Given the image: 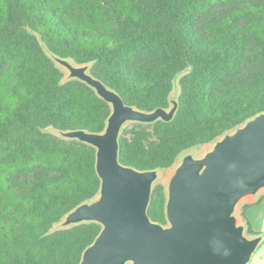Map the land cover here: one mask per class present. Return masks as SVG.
Returning <instances> with one entry per match:
<instances>
[{
  "label": "trees",
  "instance_id": "trees-1",
  "mask_svg": "<svg viewBox=\"0 0 264 264\" xmlns=\"http://www.w3.org/2000/svg\"><path fill=\"white\" fill-rule=\"evenodd\" d=\"M47 50L91 63L145 111L169 107L186 71L172 121L121 133L120 161L141 170L168 169L264 111V0H0V264H80L102 229H53L101 179L93 146L51 130L102 132L111 106L65 80ZM166 200L156 183L154 221L167 223ZM242 217L249 235L261 233Z\"/></svg>",
  "mask_w": 264,
  "mask_h": 264
},
{
  "label": "water",
  "instance_id": "water-1",
  "mask_svg": "<svg viewBox=\"0 0 264 264\" xmlns=\"http://www.w3.org/2000/svg\"><path fill=\"white\" fill-rule=\"evenodd\" d=\"M48 54L68 70L67 80L86 83L111 106L102 132L55 130L96 149L98 194L66 213L53 228L102 225L80 264H248L264 235H248L238 208L264 190V111L218 137L203 156L189 149L180 154L165 187L167 223H159L150 217L149 206L161 168L123 164L120 136L128 123L172 121L180 88L175 85L169 107L141 110L94 76L91 63Z\"/></svg>",
  "mask_w": 264,
  "mask_h": 264
},
{
  "label": "rangeland",
  "instance_id": "rangeland-1",
  "mask_svg": "<svg viewBox=\"0 0 264 264\" xmlns=\"http://www.w3.org/2000/svg\"><path fill=\"white\" fill-rule=\"evenodd\" d=\"M59 68H61L63 70V72L65 73V80H67L68 75H69L68 70L66 68H64L63 66H59ZM185 72L181 73L177 77V79L175 81L176 87L179 88V83H178L179 78L182 77L185 74ZM128 124H130V123H128ZM51 131L58 134L55 130H51ZM213 144H214V142H210V143L202 144V145H199L197 147L191 148L189 150L195 152V154L198 157H201L208 150H210L213 147ZM178 162H179V160L177 159V161L175 162V164L172 167H170L168 169H161L159 172L160 176L156 180V183H161L165 187H167L168 180H169L170 176L172 175L173 170L177 166ZM245 204H251L252 206L249 209L244 211L243 207ZM238 213L241 215V221L242 222H245L244 218L242 217V213H254L252 216V218H253L252 224L254 227L262 229V231H260V232L264 235V190H262L256 197L249 198L248 200L243 202L238 208ZM54 227H58V223L55 224ZM249 236H251V235H249ZM248 264H264V240L259 245V247L256 249V251L253 253L251 260L249 261Z\"/></svg>",
  "mask_w": 264,
  "mask_h": 264
},
{
  "label": "crops",
  "instance_id": "crops-1",
  "mask_svg": "<svg viewBox=\"0 0 264 264\" xmlns=\"http://www.w3.org/2000/svg\"><path fill=\"white\" fill-rule=\"evenodd\" d=\"M253 214L254 213H246V215H247V217H248V219L250 220V222L251 223H253V218H252V216H253ZM253 225V224H252ZM254 227V226H253ZM256 230H258V231H262V229H259V228H256V227H254Z\"/></svg>",
  "mask_w": 264,
  "mask_h": 264
}]
</instances>
